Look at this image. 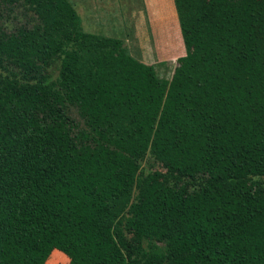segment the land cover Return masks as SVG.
I'll return each instance as SVG.
<instances>
[{"label":"trees","instance_id":"16d2710c","mask_svg":"<svg viewBox=\"0 0 264 264\" xmlns=\"http://www.w3.org/2000/svg\"><path fill=\"white\" fill-rule=\"evenodd\" d=\"M174 3L167 77L72 0H0V264H264V0Z\"/></svg>","mask_w":264,"mask_h":264},{"label":"rangeland","instance_id":"374dc122","mask_svg":"<svg viewBox=\"0 0 264 264\" xmlns=\"http://www.w3.org/2000/svg\"><path fill=\"white\" fill-rule=\"evenodd\" d=\"M72 2L87 31L122 36L132 55L147 64H155L162 76L170 77L178 65L177 58L185 54L174 0ZM169 43L173 49L168 50ZM124 216L122 211L116 220ZM47 264H70V258L55 250Z\"/></svg>","mask_w":264,"mask_h":264},{"label":"crops","instance_id":"0c3cea01","mask_svg":"<svg viewBox=\"0 0 264 264\" xmlns=\"http://www.w3.org/2000/svg\"><path fill=\"white\" fill-rule=\"evenodd\" d=\"M57 251V250H56Z\"/></svg>","mask_w":264,"mask_h":264}]
</instances>
